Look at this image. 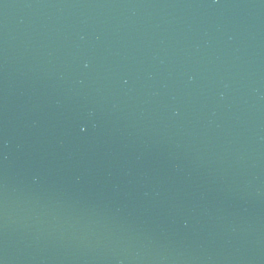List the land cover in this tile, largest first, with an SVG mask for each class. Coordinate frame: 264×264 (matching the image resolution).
Returning a JSON list of instances; mask_svg holds the SVG:
<instances>
[{
    "label": "water",
    "instance_id": "1",
    "mask_svg": "<svg viewBox=\"0 0 264 264\" xmlns=\"http://www.w3.org/2000/svg\"><path fill=\"white\" fill-rule=\"evenodd\" d=\"M0 264H264V0H0Z\"/></svg>",
    "mask_w": 264,
    "mask_h": 264
}]
</instances>
